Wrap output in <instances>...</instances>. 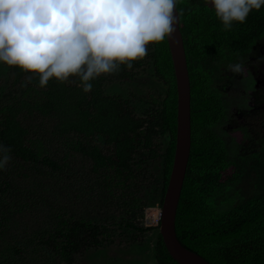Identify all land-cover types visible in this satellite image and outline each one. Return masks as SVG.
Wrapping results in <instances>:
<instances>
[{"label":"trees","instance_id":"1","mask_svg":"<svg viewBox=\"0 0 264 264\" xmlns=\"http://www.w3.org/2000/svg\"><path fill=\"white\" fill-rule=\"evenodd\" d=\"M176 6L190 80L191 120L189 158L175 215L176 236L211 264H264V133L258 132L255 145L244 151L226 129L232 112L247 107V91L253 89L254 81L248 72L230 78L227 89L220 86L225 79L222 70L230 64L245 65L255 42L264 38V6L252 10L244 23L233 22L231 30L223 29L204 0H179ZM148 56L153 76L164 90L152 89L148 96L133 94L136 98L109 93L106 85L133 78L145 57L133 61L132 69L121 65L118 72L101 74L90 81L92 89L87 93L79 77L64 83L52 78L41 88L38 75L8 67L11 86L29 75L35 78H26L27 95L2 102L0 107V144L11 148V160L0 169V234L13 212L40 203L33 201L32 194L17 192L15 179H25L40 168L46 173L67 170L70 157H81L86 169L80 187L87 183L102 202L111 201L117 191L118 200L129 190L136 194L140 182L152 180L160 188L161 206L173 156L176 115L166 38L151 43ZM237 129L243 140L250 137L245 124ZM228 167L232 172L222 179ZM103 215L108 217L60 218L39 239L65 264H72L76 254L102 243L105 221L122 225L125 212ZM132 228L141 229L135 224ZM154 257L153 264H178L159 232Z\"/></svg>","mask_w":264,"mask_h":264},{"label":"rangeland","instance_id":"2","mask_svg":"<svg viewBox=\"0 0 264 264\" xmlns=\"http://www.w3.org/2000/svg\"><path fill=\"white\" fill-rule=\"evenodd\" d=\"M204 2L212 8L209 0ZM150 48L151 43L148 45V54ZM148 54L133 78L125 82L109 81L106 85L108 92L128 98L133 94L148 96L152 89L163 91V84L153 76ZM8 67L0 62V107L3 103L14 102L29 93L26 78L16 86L10 85ZM242 67L243 71L238 74L230 71L228 67L224 68L222 74L225 79L220 82V86L227 89L230 78L237 79L248 72L252 74L254 84L253 89L247 91V107L233 111L226 124L228 133L240 142L241 149L246 151L255 145L253 138L256 134L261 131L264 133V38L255 42ZM241 124H245L250 133V137L244 140L241 131L237 129ZM68 160L70 162L67 170L46 173L40 168L25 179H15L17 192L27 196L32 194L33 201L38 200L40 203L22 209L21 213L13 212L8 217L0 234V264H65L57 254L50 252L39 238L53 229L60 218L74 216L81 220H97L108 217L103 214L108 215L118 210L125 212L122 225L113 220L105 221V233L100 235L104 238L102 243L76 254L72 264H153L158 232L156 225L160 211L158 185L156 187L152 180H146L140 182L142 187H139L136 194L129 190L118 200L117 191L111 195V201L102 202L96 192H90L87 183L82 184L83 189L80 187V178L86 171L81 162L82 158L70 157ZM231 172L232 167L224 169L221 178L224 179ZM132 198H136V201L130 202ZM121 206L123 209H120ZM132 224L141 229L132 228ZM16 246L21 249L20 252L12 250L17 248Z\"/></svg>","mask_w":264,"mask_h":264},{"label":"clouds","instance_id":"3","mask_svg":"<svg viewBox=\"0 0 264 264\" xmlns=\"http://www.w3.org/2000/svg\"><path fill=\"white\" fill-rule=\"evenodd\" d=\"M179 0H0V62L60 83L79 77L83 91L101 74L132 69L148 45L170 38ZM224 30L244 23L264 0H209ZM233 73L242 63L230 64ZM29 81L35 78L26 77ZM0 144V169L11 160ZM158 224V223H157Z\"/></svg>","mask_w":264,"mask_h":264},{"label":"water","instance_id":"4","mask_svg":"<svg viewBox=\"0 0 264 264\" xmlns=\"http://www.w3.org/2000/svg\"><path fill=\"white\" fill-rule=\"evenodd\" d=\"M174 15L177 17L175 32L170 38L166 37L176 91L174 149L159 211L158 232L168 254L178 264H211L201 255L182 245L175 232L176 209L190 152L191 120L190 80L177 6Z\"/></svg>","mask_w":264,"mask_h":264},{"label":"built area","instance_id":"5","mask_svg":"<svg viewBox=\"0 0 264 264\" xmlns=\"http://www.w3.org/2000/svg\"><path fill=\"white\" fill-rule=\"evenodd\" d=\"M159 217V216H158ZM158 221V220H157Z\"/></svg>","mask_w":264,"mask_h":264},{"label":"flooded vegetation","instance_id":"6","mask_svg":"<svg viewBox=\"0 0 264 264\" xmlns=\"http://www.w3.org/2000/svg\"><path fill=\"white\" fill-rule=\"evenodd\" d=\"M214 10V9H213Z\"/></svg>","mask_w":264,"mask_h":264}]
</instances>
